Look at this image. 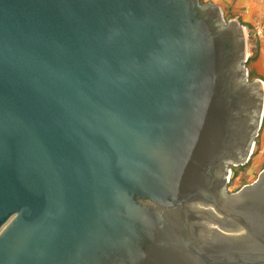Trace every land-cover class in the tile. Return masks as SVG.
<instances>
[{"label": "water", "instance_id": "95a60500", "mask_svg": "<svg viewBox=\"0 0 264 264\" xmlns=\"http://www.w3.org/2000/svg\"><path fill=\"white\" fill-rule=\"evenodd\" d=\"M247 58L201 0H0V264H264Z\"/></svg>", "mask_w": 264, "mask_h": 264}, {"label": "rangeland", "instance_id": "374dc122", "mask_svg": "<svg viewBox=\"0 0 264 264\" xmlns=\"http://www.w3.org/2000/svg\"><path fill=\"white\" fill-rule=\"evenodd\" d=\"M246 0H201L202 4H214L220 6L224 19L226 21L236 20L238 15L246 12L244 7V2ZM261 3H264V0H260ZM259 5H261L259 3ZM255 16L253 18L255 21H252L251 25L242 23V21H238L244 28L246 32V41H247V59L248 63L246 67L249 72V80L250 82L258 80L257 74L254 71L253 63L258 57L262 44H264V38L259 37L256 33V24H259L261 18H264L262 9L258 10V8L254 7ZM262 15V16H261ZM258 22V23H257ZM264 171V117L262 120L261 130L259 132V136L255 141L253 155L250 161L244 165L239 167H231V176L230 183L228 186V193L234 194L240 191L245 186H249L253 184L259 178L260 174Z\"/></svg>", "mask_w": 264, "mask_h": 264}, {"label": "crops", "instance_id": "0c3cea01", "mask_svg": "<svg viewBox=\"0 0 264 264\" xmlns=\"http://www.w3.org/2000/svg\"><path fill=\"white\" fill-rule=\"evenodd\" d=\"M259 3L261 5H259ZM244 7L246 9V12L242 13L240 15L241 17H239L238 15L236 18H234V19H237L238 21L241 20L244 25L245 23H247L248 25H251L252 21H255L253 16L256 15L255 14L256 9L254 10V7L258 8V10L262 9L264 13V3H261L260 0H246L244 2ZM260 23L264 24V18H261L259 24ZM253 68H254L255 73L257 74L258 80H260L264 85V44H262L260 53L258 57L256 58L255 62L253 63Z\"/></svg>", "mask_w": 264, "mask_h": 264}, {"label": "built area", "instance_id": "2783aa9c", "mask_svg": "<svg viewBox=\"0 0 264 264\" xmlns=\"http://www.w3.org/2000/svg\"><path fill=\"white\" fill-rule=\"evenodd\" d=\"M256 33L259 37H264V24H258L256 26Z\"/></svg>", "mask_w": 264, "mask_h": 264}, {"label": "trees", "instance_id": "16d2710c", "mask_svg": "<svg viewBox=\"0 0 264 264\" xmlns=\"http://www.w3.org/2000/svg\"><path fill=\"white\" fill-rule=\"evenodd\" d=\"M248 63V62H247Z\"/></svg>", "mask_w": 264, "mask_h": 264}]
</instances>
